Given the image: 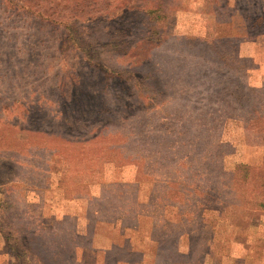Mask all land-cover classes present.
<instances>
[{
    "label": "rangeland",
    "instance_id": "1",
    "mask_svg": "<svg viewBox=\"0 0 264 264\" xmlns=\"http://www.w3.org/2000/svg\"><path fill=\"white\" fill-rule=\"evenodd\" d=\"M150 2L162 13H124L122 23L145 30L160 17L154 30L166 19L170 36L223 38L240 67L228 74L232 96L192 99L208 132L187 130L194 113L172 110L182 92L153 98L151 79L130 97L122 83L102 84L80 51L62 50L59 32L8 16L12 4L0 0V264H264V0L135 6ZM170 53H158L170 64L163 83L184 89L187 54ZM247 88L253 105L240 95ZM86 112L93 128H66Z\"/></svg>",
    "mask_w": 264,
    "mask_h": 264
},
{
    "label": "trees",
    "instance_id": "2",
    "mask_svg": "<svg viewBox=\"0 0 264 264\" xmlns=\"http://www.w3.org/2000/svg\"><path fill=\"white\" fill-rule=\"evenodd\" d=\"M1 1L6 3L10 2L12 4L9 12L7 11L8 16L15 15L17 18L24 17L27 20L31 19V26H34L33 24L40 25L37 27L39 31H41V28L45 27L50 33L59 32V43L62 50L64 51L67 45L72 49H77L78 52L80 51L81 57L86 58L84 60L87 62V65L99 71L101 78L103 77L102 84H108L111 87V82L113 81L122 83L128 87L129 96L131 97L133 96L132 91L134 90V92L147 91L144 81L154 79L155 83H158V85L156 88L152 87V89L158 92L156 93V91H153V98H156L160 94L166 98L165 94H178L182 92L185 96L186 103L181 104L178 100L174 99L170 104L176 105L175 109L172 110L177 111L180 115L191 114V112L194 113L195 118L190 120L192 126L187 129L192 130L193 133L198 130L201 131L203 126L206 127L205 132H208L209 130L207 127H210L212 120H209V118L205 116L202 117V115L198 118L197 101L192 99L201 97L206 101L205 104L207 105L213 103L214 99L220 98L223 101L228 98V96H232L234 92L236 93V89H238L236 84L230 86L229 81H231L232 78L229 77L228 74L234 77L233 71L238 70L240 67H235L233 65L235 58L233 57L230 59V56H228L229 54H227V47L223 38L213 39L208 36H170L165 29L166 19L154 30L157 26L156 24H158L157 22L161 19L160 17L150 19L149 21L151 22L145 30L142 29V27H144L143 24L136 26V29H132L131 25L126 26L127 23L124 22L123 25V18L120 19L119 16L124 13L137 11L145 16L154 12L162 13L161 8H157L155 11L150 10L149 6L150 4H154L152 3L153 1L148 3V7L145 8H142L144 6H135L138 0ZM140 1L145 3L148 2V0H139V2ZM158 1L161 2L163 0ZM164 12H167V7L164 8ZM245 12L246 14L250 13V10ZM246 20H248V18H246ZM262 20L263 18L255 22L254 25L259 26ZM119 23L122 26H117L118 29L115 30L114 28ZM140 27L141 30H139ZM90 31L91 33L97 32V35L91 34ZM87 33L90 40L86 39ZM23 35L27 36V34ZM25 39H27V37ZM184 43L185 45H183ZM161 51L166 53L172 52L170 54L184 51L187 54L178 57L182 61L181 75L186 80H189L187 81L188 86L184 89H174L176 86H167V83H163V76L165 75V73L163 75V71L166 66L170 64L167 60H163L161 56H158V53ZM102 55H107V59L104 60ZM141 55H143V58H141ZM30 58L29 55L24 60L22 59L21 62H24V65H28L27 62ZM9 60H11V57ZM168 60L175 63L178 59L172 55ZM145 64H148V72L141 71L142 69H140L142 66H145ZM120 65H126L130 67V69H117L116 66ZM184 68L188 70L190 68L194 69L191 73H188ZM196 68L197 70L200 68L198 72ZM178 75L179 72H177L175 77ZM130 83H132V86L134 83L137 86L132 87ZM149 87L150 86H148V88ZM73 88L77 89L76 82H74ZM190 88L193 90H190ZM77 92L78 89L75 93ZM247 92V95L245 92L240 95L244 96L243 98L246 99V102L253 105L255 99L249 100V97L251 94H254V90L247 88ZM151 100L152 98L150 97L148 102L151 103V106H154ZM14 102L15 101L12 103L14 104ZM91 105L98 107L94 101H92ZM100 110L99 108L97 112H100ZM148 111L150 110L148 109ZM37 112H39V110ZM89 115L90 113L87 112L86 114L76 115L71 121L73 124L67 125L66 128L80 131L82 128L89 129L86 127L87 124H89V127L93 128L94 124L98 123V120L97 117L91 118ZM152 131L154 132L153 129ZM121 142L123 145L125 144V141L121 140ZM128 142H130L129 139ZM202 163L203 162H199L196 167L197 174L201 169ZM210 163L211 162L208 163V166ZM191 168L192 167H187L188 173H186V177H189ZM240 169L242 170V177L246 169V176L249 175L248 171H251V168H247V166H240ZM212 173L215 175L214 178L212 174H210L209 177L220 183L222 178L219 177L217 170L213 168ZM2 176L4 178L5 175L2 173Z\"/></svg>",
    "mask_w": 264,
    "mask_h": 264
}]
</instances>
